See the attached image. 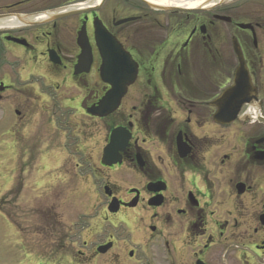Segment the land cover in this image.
Segmentation results:
<instances>
[{"label": "flooded vegetation", "instance_id": "obj_1", "mask_svg": "<svg viewBox=\"0 0 264 264\" xmlns=\"http://www.w3.org/2000/svg\"><path fill=\"white\" fill-rule=\"evenodd\" d=\"M147 1L0 0L9 150L59 154L138 245L105 235L81 260L264 264V0ZM114 88L117 108L94 115Z\"/></svg>", "mask_w": 264, "mask_h": 264}, {"label": "rangeland", "instance_id": "obj_2", "mask_svg": "<svg viewBox=\"0 0 264 264\" xmlns=\"http://www.w3.org/2000/svg\"><path fill=\"white\" fill-rule=\"evenodd\" d=\"M1 123L0 115V264H105L112 255L95 261L77 257L80 251L88 254L91 244L102 242L105 235L138 247L129 232L109 227L100 198L90 205L75 194L77 180L55 162L59 154L50 166L35 163L24 146L12 154L9 131ZM43 130L38 135L41 146ZM38 183L47 187L36 188ZM150 252L147 263L154 264L157 253Z\"/></svg>", "mask_w": 264, "mask_h": 264}, {"label": "water", "instance_id": "obj_3", "mask_svg": "<svg viewBox=\"0 0 264 264\" xmlns=\"http://www.w3.org/2000/svg\"><path fill=\"white\" fill-rule=\"evenodd\" d=\"M144 2V1H143ZM147 4L146 2H144ZM105 64V61H104ZM102 79L106 80V77L102 75ZM229 88H249L248 82L245 79L244 81L239 80L238 78L235 79ZM117 88L112 89L104 98L103 100L96 106V108L93 110V114L96 116H104L107 114L112 113L118 106L120 96L116 95ZM115 101V102H112ZM238 106V105H237ZM240 106V104H239ZM114 145V133L112 134L111 137V142L108 145V147L104 151V157L107 156L108 152L112 150V147Z\"/></svg>", "mask_w": 264, "mask_h": 264}, {"label": "bare ground", "instance_id": "obj_4", "mask_svg": "<svg viewBox=\"0 0 264 264\" xmlns=\"http://www.w3.org/2000/svg\"><path fill=\"white\" fill-rule=\"evenodd\" d=\"M168 1V0H167ZM167 1H165V0H148L147 2H149L150 4H157V5H164V4H166V2ZM175 3H181V2H178V1H174ZM196 3L197 2H189V3H187V6H190V7H192V6H195L196 5ZM168 4V3H167Z\"/></svg>", "mask_w": 264, "mask_h": 264}]
</instances>
